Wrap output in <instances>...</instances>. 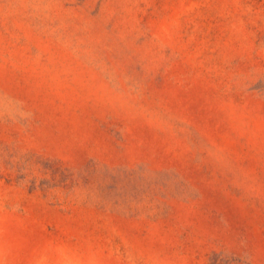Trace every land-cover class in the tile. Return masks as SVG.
<instances>
[{
    "label": "rangeland",
    "instance_id": "1",
    "mask_svg": "<svg viewBox=\"0 0 264 264\" xmlns=\"http://www.w3.org/2000/svg\"><path fill=\"white\" fill-rule=\"evenodd\" d=\"M0 264H264V0H0Z\"/></svg>",
    "mask_w": 264,
    "mask_h": 264
}]
</instances>
